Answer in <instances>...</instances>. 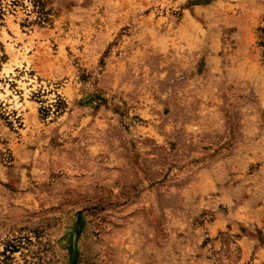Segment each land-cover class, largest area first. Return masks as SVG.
I'll return each instance as SVG.
<instances>
[{
    "label": "rangeland",
    "instance_id": "1",
    "mask_svg": "<svg viewBox=\"0 0 264 264\" xmlns=\"http://www.w3.org/2000/svg\"><path fill=\"white\" fill-rule=\"evenodd\" d=\"M0 264H264V0H0Z\"/></svg>",
    "mask_w": 264,
    "mask_h": 264
}]
</instances>
